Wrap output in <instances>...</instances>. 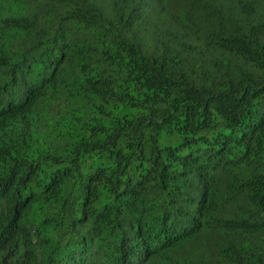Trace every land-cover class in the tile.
Listing matches in <instances>:
<instances>
[{
    "label": "trees",
    "instance_id": "1",
    "mask_svg": "<svg viewBox=\"0 0 264 264\" xmlns=\"http://www.w3.org/2000/svg\"><path fill=\"white\" fill-rule=\"evenodd\" d=\"M0 264H264V0H0Z\"/></svg>",
    "mask_w": 264,
    "mask_h": 264
}]
</instances>
